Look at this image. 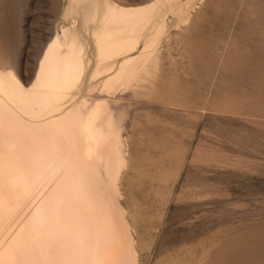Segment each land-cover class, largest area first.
<instances>
[{"label": "rangeland", "instance_id": "1", "mask_svg": "<svg viewBox=\"0 0 264 264\" xmlns=\"http://www.w3.org/2000/svg\"><path fill=\"white\" fill-rule=\"evenodd\" d=\"M189 1L185 14L161 7L158 56L135 84L108 92L87 77L74 102L105 101L112 113L99 177L120 171L129 264H264V0ZM88 4L73 13L72 0H0V69L30 85L48 43L78 28L93 70Z\"/></svg>", "mask_w": 264, "mask_h": 264}, {"label": "bare ground", "instance_id": "2", "mask_svg": "<svg viewBox=\"0 0 264 264\" xmlns=\"http://www.w3.org/2000/svg\"><path fill=\"white\" fill-rule=\"evenodd\" d=\"M88 2L84 22L95 25L93 70L78 28H63L48 43L30 85L13 70L0 69V264H129L135 259L130 223L119 202L120 171L111 168L105 185L99 177L114 149L112 113L105 101L75 103V96L87 77L103 79L108 92L137 82L158 56L166 27L161 7L185 14L192 1L126 7L110 0H72L70 12Z\"/></svg>", "mask_w": 264, "mask_h": 264}]
</instances>
